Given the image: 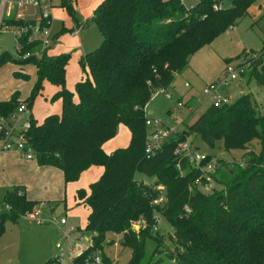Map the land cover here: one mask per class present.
<instances>
[{
  "label": "trees",
  "instance_id": "obj_1",
  "mask_svg": "<svg viewBox=\"0 0 264 264\" xmlns=\"http://www.w3.org/2000/svg\"><path fill=\"white\" fill-rule=\"evenodd\" d=\"M225 1L229 5L214 10V0H197L188 6L182 0H102L91 17L101 44L80 59L85 76L76 82L74 92L65 86L69 54L44 55L35 61L37 77L24 100L27 107L41 94L44 82L56 87L50 101H61L60 112L41 122L28 109L36 162L60 169L64 183L76 180L93 164L103 167L88 192L76 193L77 203L88 207L82 231L90 234V243L71 264H91L93 255L111 264L102 251L110 234L120 235L121 244L131 250L125 264H264V111H257L248 94L218 107L208 105L154 155L144 151L145 106L152 94L169 87L190 56L236 25L256 0ZM69 2L61 0L63 5ZM242 57L248 64V79L264 85V46ZM9 59L1 52L0 66ZM13 74L28 79L23 72ZM17 98L15 92L0 101V115L11 113L20 102ZM119 124L128 127L129 142L107 153L102 145L115 135ZM187 138L192 142L198 138L209 147L222 140L229 150L244 149L255 139L260 151H245L243 166L218 167L214 179L223 176L222 168L229 178L221 181V189L203 192L194 184L198 171L173 155L177 143ZM161 194L164 201L155 204ZM3 201L10 210L0 213V234L5 219L14 220L37 204L26 198L21 186H13ZM161 205L165 207L161 213L175 228L179 248L165 253L166 262L151 256L144 263L147 240L155 242L154 212ZM140 218L143 225L131 227ZM43 264L61 262L54 255Z\"/></svg>",
  "mask_w": 264,
  "mask_h": 264
},
{
  "label": "rangeland",
  "instance_id": "obj_2",
  "mask_svg": "<svg viewBox=\"0 0 264 264\" xmlns=\"http://www.w3.org/2000/svg\"><path fill=\"white\" fill-rule=\"evenodd\" d=\"M101 1L70 0L67 5H63L61 0H51L53 15L56 18L52 26V35L56 37V43L47 50L46 56L53 57L60 53L69 54V60L65 67V86L72 92L75 90L76 82L85 76L79 64L80 59L101 44L102 36L91 18L94 15L95 8ZM196 1L184 0V4L188 6ZM224 3L228 4V2ZM73 23L81 25L79 33L71 30ZM76 27L78 25L74 28ZM14 44V38L10 32H0V53L6 52L10 57L7 62L0 66V101L9 100L13 93L17 92L19 103H23L27 107L24 100L29 96L32 81L37 77L35 61H40L42 58L36 56V60L20 62ZM263 46L264 0H256L249 5L247 14L236 25L221 32L209 44L201 47L199 51L191 55L186 66L174 76L169 87L155 91L152 94L145 106L146 116L176 125L180 130L184 129L185 123L191 122L200 115L212 100L204 97L202 93L203 84L197 88L193 86L196 82L195 77H200L204 73L208 79L222 77L226 66L225 59H229L230 64H238V67L243 69L236 80L221 87V90L227 91L231 95L226 96L228 103L243 94H248L257 111H264V85H258L253 80L248 79L249 68L242 57L246 51L250 49L259 50ZM61 48L63 51L59 52ZM210 49L212 52H208ZM14 70L27 74L28 79L17 78L13 74ZM185 82H188L189 86H185ZM201 82L207 83L206 81ZM55 90L56 87L53 84L44 82L41 94L35 98L31 107H27L32 112L36 122H41L49 114L60 112L61 101H50V97ZM167 93L171 95L168 96ZM198 97L201 99L200 102L196 100ZM179 102H181L180 105L177 104ZM188 113L191 114L186 116ZM129 132L125 124H119L115 135L104 143L103 149L106 150L104 151L110 153L112 150L126 146L130 138ZM125 140L126 142H124ZM194 144L209 153L219 167L225 164L236 165L238 160H244L243 153L247 150L255 153L260 151V144L255 139L251 140L246 148L240 150L224 148L222 140L216 141L212 147L203 144L198 138L194 141ZM21 159L6 158L0 164V201L6 197L7 192L13 186H21L16 180L23 174V178L25 176L29 186V191L27 190L25 194L26 198L37 203H43L40 207V213L44 221L51 220L56 223L61 216L66 215L68 222L66 226L64 224L60 226L62 229H65L70 223L74 224V228L85 226L87 208L81 204L74 206L75 190L82 189L87 192L89 185L95 181L94 179L90 182V178L94 176L93 174L96 171L101 175L103 167L93 164L87 168L92 167L91 169H85L87 171L82 174L85 171L83 170L76 180L64 184L62 176L59 183V178L56 176L44 178L41 172L28 173L27 170H24V167H20L23 164ZM232 161L233 163H231ZM221 173L223 176L219 177V181L214 179L209 189H204V192L221 189V181L229 178L223 168ZM137 176L150 183L153 181V178L141 173H138ZM49 184L55 186L54 190H50ZM45 185L49 189L44 190L43 186ZM157 189L159 191L163 190L161 185H158ZM30 195L36 197H30ZM158 208L159 210L154 212V226L156 228L152 232L155 242L147 240L144 248L145 255L141 259L144 263L151 256L152 260L162 258L166 262L165 253L176 251L177 247L179 248L174 226L160 211L165 207L161 205ZM52 222H45L44 224L28 223L21 215L14 220L5 219L3 222L4 229L0 234V264H43L51 256L57 254L58 248L54 246L57 240L64 242L66 250L69 247L76 246L84 249L89 244L90 234L85 233L82 229L76 231V237L73 236L75 231L71 232L69 242H65L61 230ZM120 239V235L110 234L103 244L102 251L110 258L111 264H125L131 256V250L121 244ZM72 259L73 256L67 255L60 258V262L61 264H71Z\"/></svg>",
  "mask_w": 264,
  "mask_h": 264
},
{
  "label": "built area",
  "instance_id": "obj_3",
  "mask_svg": "<svg viewBox=\"0 0 264 264\" xmlns=\"http://www.w3.org/2000/svg\"><path fill=\"white\" fill-rule=\"evenodd\" d=\"M182 1L184 3V0ZM224 2L225 0H214L213 9H222L226 6ZM53 20L51 0H0V32L11 33L14 38L15 52L19 60H36V56L42 58L46 55L47 50L56 41V37L52 35ZM242 71L243 69L238 67V64L227 63L223 70V76L203 87L202 93L204 97L212 99L210 104L215 107L227 104L228 99L222 94L220 89L236 80L238 74ZM148 85H150V82H148ZM186 85L188 84L186 83ZM167 94L168 96L171 95L170 93ZM196 100L200 102L201 99L198 97ZM177 104L180 105L181 102ZM28 112L27 107L23 103H18L11 113L0 115V153L16 151L24 159H35L33 147L29 141L31 120ZM145 124L148 127L144 142V151L147 156L154 155L164 141L179 131L177 126L155 118L146 117ZM173 155L179 160L184 159L188 165L198 171V175L194 180L195 185L203 192L204 189H209L211 182L214 180L213 175L219 167L209 153L200 149L187 138L177 143L173 149ZM237 164L243 166L244 160H238ZM177 167L179 168V163H177ZM161 189H163V186H161ZM163 201L164 195L161 194L154 200V203L160 204ZM8 210H10V205L3 200L0 201V213ZM21 216L29 221L41 222L38 209H33ZM60 220L62 223L65 222L64 218ZM143 223V219L140 218L132 221L131 227L138 229ZM154 228L156 227L154 226ZM71 230V228H68L64 231L65 242L70 238L69 233ZM57 248L56 256L60 258L67 255L74 257L82 252L80 246L69 247L66 250L65 244L62 242L57 244ZM90 263L105 264L99 255H93Z\"/></svg>",
  "mask_w": 264,
  "mask_h": 264
},
{
  "label": "crops",
  "instance_id": "obj_4",
  "mask_svg": "<svg viewBox=\"0 0 264 264\" xmlns=\"http://www.w3.org/2000/svg\"><path fill=\"white\" fill-rule=\"evenodd\" d=\"M225 2H227V1H225ZM191 4H193V3H191ZM191 4H189V5H191ZM227 5H229V2H228V4ZM54 16V15H53ZM56 20V18L54 17V20H53V23H54V21ZM73 26H72V29L71 30H73L74 32H76V30H77V32L76 33H79V31H80V28H81V25L78 23V24H72ZM76 25H78V27H76V28H74ZM55 43H56V41H55ZM55 45V44H54ZM53 45V46H54ZM63 51V49L61 48L60 50H59V52H62ZM199 51V50H198ZM208 52H212L211 51V49L210 50H208ZM14 71H16V70H14ZM13 71V72H14ZM207 76H206V74L204 73L203 75H200V77H195L196 78V82H194V87L195 88H197V87H199V85H201V84H203L204 86L206 85V84H208V83H210V82H213V81H216V80H218L220 77H216L215 79H208V78H206ZM36 78V77H35ZM205 79H207V80H205ZM35 80V79H34ZM34 80L32 81V82H34ZM201 81H206L207 83H205L204 84V82H201ZM233 82V81H232ZM186 83L188 84V85H186ZM33 84V83H32ZM184 85L185 86H189V83L188 82H185L184 83ZM221 90V89H220ZM221 92L223 93V95H225V96H227V95H230V94H228L227 93V91H223V90H221ZM231 96V95H230ZM191 97H193V96H191ZM172 112V111H171ZM32 113V112H31ZM32 116H33V114H32ZM186 116H187V114H186ZM34 118V117H33ZM44 119V118H43ZM183 120V119H182ZM181 120V121H182ZM167 124H169V123H167ZM170 125H172V124H170ZM176 126V125H175ZM129 137H130V132H129ZM130 139V138H129ZM110 140V139H109ZM108 140V141H109ZM107 142V141H106ZM105 142V143H106ZM124 142H126V140L124 141ZM103 145H104V143H103ZM103 145H102V148H103ZM103 150H105V149H103ZM110 151H111V148L109 149ZM106 151V150H105ZM110 151H108V152H110ZM113 151V150H112ZM111 151V152H112ZM6 158H22L16 151H7V152H2V153H0V164L6 159ZM21 160H23V164H22V162H21V164H22V166H20V167H24V170H27V172L28 173H33V174H36L37 172H41L42 174H43V177L44 178H47L48 176H56V177H58L59 179H58V181H59V183L61 182V180H60V178H61V176L63 177V173H62V171L60 170V169H58V168H56V167H53V166H48V165H39L37 162H36V159H24V158H22ZM31 160H35V161H31ZM92 168V167H91ZM91 168H89V169H91ZM89 169H87V170H89ZM23 170V171H24ZM87 170H85L84 172H82V174L83 173H85ZM97 170V169H96ZM81 174V175H82ZM94 176H92V178H90L91 180H90V182L91 181H93L94 179L96 180L97 179V177L100 175L99 173H97V171L95 172V174H93ZM48 181H49V179H48ZM63 181H64V179H63ZM16 182L17 183H20L21 184V186L23 187V189H24V192H25V194H26V192H27V190H28V184H27V182H26V180H25V176H24V178H23V174H22V176L20 177V178H18V180H16ZM50 182V181H49ZM70 183V182H69ZM64 184H67V183H64ZM49 188H50V190H54V188H55V186H53V185H51V184H49ZM48 187H47V185H45V186H43V189L44 190H47V189H49ZM29 191V190H28ZM77 191H78V189L77 190H75V192L77 193ZM88 192V191H87ZM27 197V196H26ZM30 197H36V196H31L30 195ZM77 198H76V196H75V198H74V200H73V202H74V206L75 205H79L78 203H77ZM41 205H43V203L41 202V203H37L34 207H33V209H38L39 210V216H40V218H41V222L40 223H38V222H36V221H34V220H32V221H29V220H27L26 218H24L25 220H27V222L28 223H33V222H35L36 224H44L45 222H52L51 220L49 221H44V219L41 217V213H40V207H41ZM81 205H83V206H86L85 204H81ZM86 208H87V213H88V207L86 206ZM32 209V210H33ZM31 210V211H32ZM87 216V215H86ZM61 218H64L65 219V222H61ZM61 218L56 222V223H54V222H52V223H54L57 227H59V229L61 230V235L63 236V238H64V231L65 230H67L68 228H71L72 230L70 231V233L71 232H73V231H75V234L73 235L74 237H76V231H78L79 229H83L84 228V226H77L76 228H74L73 227V225L74 224H71L70 223V225L69 226H67V227H65V229H62L60 226L61 225H65L66 226V224H67V217H66V215H63V216H61ZM53 219V218H52ZM63 230V231H62ZM69 233V234H70ZM73 238V237H72ZM70 239V238H69ZM62 241L61 240H57L56 242H55V244H54V246H55V248L57 247V244L58 243H61ZM69 242V241H68ZM62 243H64V242H62ZM73 243H74V241H73ZM90 243V242H89ZM83 249V248H82ZM55 255V254H54ZM53 255V256H54ZM57 255V254H56ZM52 257V256H51Z\"/></svg>",
  "mask_w": 264,
  "mask_h": 264
},
{
  "label": "water",
  "instance_id": "obj_5",
  "mask_svg": "<svg viewBox=\"0 0 264 264\" xmlns=\"http://www.w3.org/2000/svg\"><path fill=\"white\" fill-rule=\"evenodd\" d=\"M184 219V217H178L177 218V220H183Z\"/></svg>",
  "mask_w": 264,
  "mask_h": 264
}]
</instances>
